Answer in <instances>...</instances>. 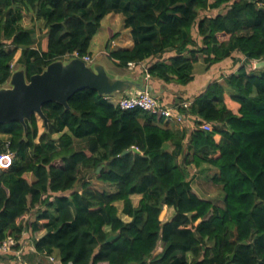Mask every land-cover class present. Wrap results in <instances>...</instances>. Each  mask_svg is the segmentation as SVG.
Wrapping results in <instances>:
<instances>
[{
  "label": "trees",
  "instance_id": "16d2710c",
  "mask_svg": "<svg viewBox=\"0 0 264 264\" xmlns=\"http://www.w3.org/2000/svg\"><path fill=\"white\" fill-rule=\"evenodd\" d=\"M112 13L134 45L107 59L163 85L161 105L186 124L120 110L87 89L70 110L44 106L49 132L36 115L27 136L19 122L0 126V152L8 141L16 155L0 170V242L21 244L28 231L37 252L61 264H264V69L253 66L264 61V0H0V89L12 64L30 80L75 52L90 56ZM25 18L42 22L39 39ZM205 165L221 206L191 189L192 169ZM90 173L115 192L97 189ZM38 206L49 210L29 223Z\"/></svg>",
  "mask_w": 264,
  "mask_h": 264
},
{
  "label": "water",
  "instance_id": "95a60500",
  "mask_svg": "<svg viewBox=\"0 0 264 264\" xmlns=\"http://www.w3.org/2000/svg\"><path fill=\"white\" fill-rule=\"evenodd\" d=\"M255 69H264V61L257 63ZM146 76L135 80L129 76L110 75L100 62L85 63L80 58L62 59L52 62L40 74L27 79L25 68L21 67L12 73L7 87L0 89V126L19 122L28 134V123L33 115L43 121L45 130L50 131L49 120L43 108L50 103H58L70 110L69 100L84 90L95 91L98 95L109 97L127 92H153L145 83ZM131 152L138 153L137 148L125 151L122 156ZM98 169V173L100 172ZM115 239L111 237L107 242Z\"/></svg>",
  "mask_w": 264,
  "mask_h": 264
},
{
  "label": "crops",
  "instance_id": "0c3cea01",
  "mask_svg": "<svg viewBox=\"0 0 264 264\" xmlns=\"http://www.w3.org/2000/svg\"><path fill=\"white\" fill-rule=\"evenodd\" d=\"M41 25H42V22H39L37 20H31L30 18H25V20H24V26L26 28L33 30L37 39H39V37L41 36ZM108 29H112L113 31H115V33H118L116 40H114L112 43V48L110 47L111 43H108V41L106 40L107 37H109L108 36ZM104 31H106V33ZM107 43H108V45H107ZM133 45H134V42H133V39L131 36V30L124 26V16L122 14L112 13V14L107 15L102 20L100 29L98 30L97 34L95 35V37L93 38V40L90 44L89 51L91 53V57L94 59V62H100L107 68V66L105 64L106 62H109V60L106 58L107 52L109 53L111 51H115L118 49H132ZM102 58H104L105 60ZM143 64L145 65L146 63H143ZM115 75L118 77H123L121 74L120 75L115 74ZM201 75H203V73ZM142 76H144V75L132 76L129 73V77H131L135 80H139ZM145 83H146V78H145ZM146 84L150 85L153 88L154 94H156L159 98L163 97V94L166 91V88L163 85H161L159 87L160 88L159 91L158 90L156 91L154 85H152L153 83L152 84L146 83ZM7 85L5 87H7ZM124 94H126V93H124ZM124 94H122V95L117 94L115 96H118V97H115V98H120ZM179 96L183 97V95H179ZM169 122H170V126L173 128H176V129L182 128L186 124V122H184V121L178 122V121L172 120ZM38 124H39L40 128L44 131L45 127H44L43 121L40 118H38ZM0 139L4 141L7 139V136L0 135ZM166 148L168 150H171L170 145H166ZM204 168H207V166H205ZM200 169H202V168H200ZM211 171L212 170L210 169V172ZM212 174H213V171H212ZM88 177H89L88 179L92 182V179L90 178V176H88ZM96 182L97 183H95L94 186L99 190H107L110 192H115V190H116L115 186H113V185L104 184V183L98 182V181H96ZM140 198L141 197L139 195L132 196V200H133L135 206L138 204ZM118 206H119L120 212H121L122 207H123L122 203H118ZM46 210H49V208L45 207V206H38L34 210L32 215L30 216V218L28 220L29 223L35 221L36 217L38 216L37 214L40 211H46ZM168 211H169V213H168ZM169 214H170V216H168ZM172 216H173V209H165L163 221H165V222L168 221ZM120 217L125 222H129L131 220L127 216L123 215L122 213H120ZM22 241H24V242L19 244V248H15L11 253L5 254V255L0 253V264H58L56 259L57 260H59V259L56 255L47 256L44 253L37 252L36 248L34 247L32 241H31V237H30V234L28 233V231H26L25 234L23 235ZM51 258H54L55 260L53 261V260H51Z\"/></svg>",
  "mask_w": 264,
  "mask_h": 264
},
{
  "label": "built area",
  "instance_id": "2783aa9c",
  "mask_svg": "<svg viewBox=\"0 0 264 264\" xmlns=\"http://www.w3.org/2000/svg\"><path fill=\"white\" fill-rule=\"evenodd\" d=\"M71 58H80L87 64H92L93 60L91 56L80 57L77 52H75L72 56H68L66 59ZM134 67L133 64H130V68ZM15 65H11L12 72L15 71ZM148 78V77H147ZM114 97V98H113ZM106 100L113 105L115 108H118L123 111H131V110H143L154 114L158 117H165L168 121H181V118L176 115L171 108H164L158 97L147 92H128L121 96L120 98H115V95L105 97ZM204 131L211 132L213 130L210 124H205L202 126ZM15 153L10 150V143L7 141L4 146V150L0 152V170H8L10 169L15 161ZM19 241L16 239L9 237L8 239L0 242V253L1 254H9L11 253L18 245ZM51 260H55L51 258ZM58 264H61L59 260H57ZM72 264V263H71Z\"/></svg>",
  "mask_w": 264,
  "mask_h": 264
},
{
  "label": "rangeland",
  "instance_id": "374dc122",
  "mask_svg": "<svg viewBox=\"0 0 264 264\" xmlns=\"http://www.w3.org/2000/svg\"><path fill=\"white\" fill-rule=\"evenodd\" d=\"M104 32L106 33V31H104ZM110 33H113V35H115L116 38L118 36V33H115V31H113L112 29H108V36L109 37H107L106 40L108 41V43H111L110 47L112 48L113 41L110 42ZM219 37L221 40H226L228 38L225 35H220ZM108 43H107V45H108ZM102 59H104V58H102ZM92 60L94 63L93 58H92ZM257 63L258 62L253 63L254 69H255ZM105 64L107 66V71L110 75H113V74H119L120 75L121 74L122 76H129V71H121V70L115 68L110 62H106ZM203 66H204L203 62L201 61L200 64L197 66V70L199 71V69H201V67L203 68ZM133 68L134 67L132 66L131 69H133ZM198 75H199V73H198ZM147 79L148 78L146 77V80ZM115 97H118V96H115ZM178 122H183V121L181 119V121L178 120ZM41 131H43V130L41 129ZM55 136L58 137V135H55ZM205 166H207V165H205ZM204 167L202 169H200V168L199 169H196V168L192 169V172H191V189L193 191H195V193H197L200 197H202L204 199L211 200L214 204L221 206L223 204V193H221V190L217 186H215V184L212 183V180H211L212 171L210 172L211 168L209 166H207V168H204ZM88 176H90V178L92 179V182L95 185V183H97L96 181H98V180L95 177L94 173H90ZM168 213H169V211H168ZM168 216H170V214Z\"/></svg>",
  "mask_w": 264,
  "mask_h": 264
},
{
  "label": "clouds",
  "instance_id": "9594fccd",
  "mask_svg": "<svg viewBox=\"0 0 264 264\" xmlns=\"http://www.w3.org/2000/svg\"><path fill=\"white\" fill-rule=\"evenodd\" d=\"M117 95V94H116Z\"/></svg>",
  "mask_w": 264,
  "mask_h": 264
}]
</instances>
